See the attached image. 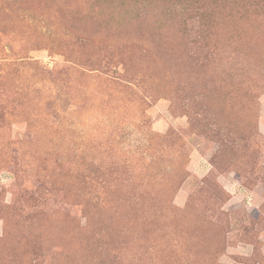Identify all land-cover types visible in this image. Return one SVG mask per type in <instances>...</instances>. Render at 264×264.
Segmentation results:
<instances>
[{
	"label": "rangeland",
	"instance_id": "rangeland-1",
	"mask_svg": "<svg viewBox=\"0 0 264 264\" xmlns=\"http://www.w3.org/2000/svg\"><path fill=\"white\" fill-rule=\"evenodd\" d=\"M121 1L0 0V264H264V0Z\"/></svg>",
	"mask_w": 264,
	"mask_h": 264
},
{
	"label": "trees",
	"instance_id": "trees-1",
	"mask_svg": "<svg viewBox=\"0 0 264 264\" xmlns=\"http://www.w3.org/2000/svg\"><path fill=\"white\" fill-rule=\"evenodd\" d=\"M226 0H207L206 5L201 0H122L119 4H115L112 10V14L120 16L123 14L125 18H129V25L132 33L128 34L137 36L140 29L146 26H153L157 30H161V24L164 22H170L172 24H178L176 18L182 16H197L198 19H205L213 15L215 6H224ZM256 7L264 9V4H256ZM186 26V23H184ZM203 29V26H198ZM96 171V170H95ZM84 205V212L89 219L92 217V212L95 208H99L106 200L102 199L100 203L95 206H90L89 200ZM91 213V214H90ZM90 215V217H89ZM92 220V219H91ZM90 220V222H91Z\"/></svg>",
	"mask_w": 264,
	"mask_h": 264
}]
</instances>
